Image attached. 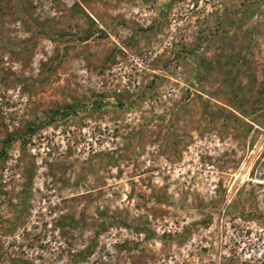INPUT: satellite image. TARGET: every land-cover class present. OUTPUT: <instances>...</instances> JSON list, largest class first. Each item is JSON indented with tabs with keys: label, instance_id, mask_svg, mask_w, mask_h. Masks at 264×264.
Here are the masks:
<instances>
[{
	"label": "rangeland",
	"instance_id": "rangeland-1",
	"mask_svg": "<svg viewBox=\"0 0 264 264\" xmlns=\"http://www.w3.org/2000/svg\"><path fill=\"white\" fill-rule=\"evenodd\" d=\"M0 264H264V0H0Z\"/></svg>",
	"mask_w": 264,
	"mask_h": 264
}]
</instances>
